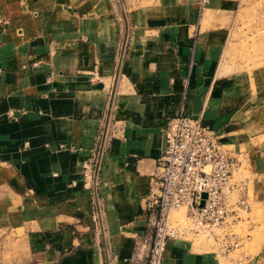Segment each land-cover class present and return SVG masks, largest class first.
Returning a JSON list of instances; mask_svg holds the SVG:
<instances>
[{
  "label": "crops",
  "instance_id": "1",
  "mask_svg": "<svg viewBox=\"0 0 264 264\" xmlns=\"http://www.w3.org/2000/svg\"><path fill=\"white\" fill-rule=\"evenodd\" d=\"M160 3L0 0V264H142L168 119L239 141L248 97L220 75L215 1ZM106 130L95 186L85 165ZM248 155L264 190V155ZM220 261L170 240L162 264ZM245 264H264V244Z\"/></svg>",
  "mask_w": 264,
  "mask_h": 264
},
{
  "label": "built area",
  "instance_id": "2",
  "mask_svg": "<svg viewBox=\"0 0 264 264\" xmlns=\"http://www.w3.org/2000/svg\"><path fill=\"white\" fill-rule=\"evenodd\" d=\"M165 138L161 172L147 196L154 232L146 240L148 251L142 264H162L170 240L197 242L203 251L220 258L221 264H245L251 256L252 236L244 228L251 229L252 224L239 226L245 221L250 224V218L242 214L251 212L247 187L237 180L241 156L228 150L201 118H191L183 111L168 119ZM103 142L94 172L85 165L84 179L95 186Z\"/></svg>",
  "mask_w": 264,
  "mask_h": 264
},
{
  "label": "rangeland",
  "instance_id": "3",
  "mask_svg": "<svg viewBox=\"0 0 264 264\" xmlns=\"http://www.w3.org/2000/svg\"><path fill=\"white\" fill-rule=\"evenodd\" d=\"M127 1L131 8L161 4V0ZM213 1H215L213 6L209 4L206 7L205 18L207 14L209 18L205 19L204 25L207 21L214 22L219 29L217 40L223 45L220 75L231 77L248 97L246 104L249 113L244 117L243 127H239L241 130L238 131L239 141L234 142L236 145L225 147L241 156L242 167L237 180L243 181L247 187L251 212L242 214L244 219L250 218V224L245 221L239 226L250 227L252 224L251 229L244 228V231L252 236L250 254L255 256L264 244V190L258 184L256 164L250 161L252 159L248 154L254 158L264 155V0ZM122 7L125 12L123 3ZM209 8L213 11H209ZM125 19L128 21L126 16ZM237 229L240 230L239 227ZM11 237H8L5 249L21 250L22 246L20 245L19 249L18 243L12 242ZM195 246L199 250H206L197 242Z\"/></svg>",
  "mask_w": 264,
  "mask_h": 264
},
{
  "label": "water",
  "instance_id": "4",
  "mask_svg": "<svg viewBox=\"0 0 264 264\" xmlns=\"http://www.w3.org/2000/svg\"><path fill=\"white\" fill-rule=\"evenodd\" d=\"M108 122H109V121H108ZM106 134H107V130H106V132H105L104 141H105V139H106ZM101 158H102V156H101ZM101 158H100L99 163H98V169H99V167H100ZM206 197H207V195L204 194V195H203V201H202V203H201V206H202V207L204 206V199H206Z\"/></svg>",
  "mask_w": 264,
  "mask_h": 264
}]
</instances>
